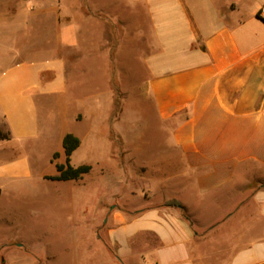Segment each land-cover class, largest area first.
Wrapping results in <instances>:
<instances>
[{"label":"crops","instance_id":"1","mask_svg":"<svg viewBox=\"0 0 264 264\" xmlns=\"http://www.w3.org/2000/svg\"><path fill=\"white\" fill-rule=\"evenodd\" d=\"M20 1L6 28L31 31L42 9H51L52 52L44 56L33 45L29 54L8 55L0 40V131L9 135L0 136V193L5 181L34 174L29 151L49 127L43 108L66 105L64 56L115 53L123 19L110 9L130 8L147 20L142 89L168 124L161 132L169 142L151 163L133 164L145 168L138 189L147 201L110 215L114 260L264 264V19L257 15L264 0H39L31 12L30 0ZM83 6L90 10L80 26L74 9ZM104 22L114 31L109 40ZM56 173L40 170L37 177Z\"/></svg>","mask_w":264,"mask_h":264},{"label":"rangeland","instance_id":"2","mask_svg":"<svg viewBox=\"0 0 264 264\" xmlns=\"http://www.w3.org/2000/svg\"><path fill=\"white\" fill-rule=\"evenodd\" d=\"M38 1H25V10L39 11ZM20 3L0 0L2 50L9 55L21 49L26 55L31 52L30 46L36 45L41 46L40 54L49 56L52 48L46 22L52 17L51 9H42L31 31L13 33L6 27L20 11ZM74 10L77 25L81 26L82 15L90 9L83 6ZM110 10L117 11L123 19L116 52L101 57L83 52L64 56L66 105L57 107L50 102L43 108V119L47 118L49 127L46 137L29 151L34 174L25 180L2 183L0 264H119L113 258L107 233L110 215L147 201L138 189L145 187L139 176L145 168H133V164L151 163V155L163 154L162 147L169 141L161 131L169 126L156 116L142 89L148 76L142 61L148 48L142 36L148 27L146 18L126 7ZM93 15L104 17L100 13ZM100 26L105 27L109 40L114 34L112 27L108 22ZM110 97H114V103ZM79 115L82 117L76 119ZM63 128L80 139L70 155V164H91L92 169L78 180L44 181L37 177L38 171L56 172L53 162H65L59 143ZM59 149L61 152L53 158L57 152L53 151ZM132 186L139 194L131 192ZM199 214L204 218L203 211Z\"/></svg>","mask_w":264,"mask_h":264},{"label":"trees","instance_id":"3","mask_svg":"<svg viewBox=\"0 0 264 264\" xmlns=\"http://www.w3.org/2000/svg\"><path fill=\"white\" fill-rule=\"evenodd\" d=\"M0 136L2 138H8L7 132L0 131ZM80 139L73 133H66L62 139V146L65 154V162H55V167L57 173L55 175H48L45 178L54 181H67V180H78L81 179L84 174L91 170L90 164H80L78 166H73L70 164V155L79 146ZM58 156V152L53 154V158ZM168 205L177 206L179 202L177 200L167 201Z\"/></svg>","mask_w":264,"mask_h":264},{"label":"built area","instance_id":"4","mask_svg":"<svg viewBox=\"0 0 264 264\" xmlns=\"http://www.w3.org/2000/svg\"><path fill=\"white\" fill-rule=\"evenodd\" d=\"M257 15H258L259 17H261V18L264 19V4H262V5L259 7V9H258V11H257Z\"/></svg>","mask_w":264,"mask_h":264}]
</instances>
